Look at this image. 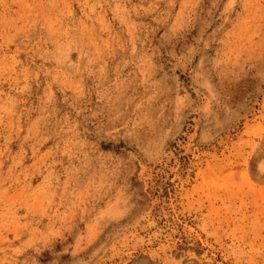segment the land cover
Segmentation results:
<instances>
[{"label":"rangeland","instance_id":"374dc122","mask_svg":"<svg viewBox=\"0 0 264 264\" xmlns=\"http://www.w3.org/2000/svg\"><path fill=\"white\" fill-rule=\"evenodd\" d=\"M0 264H264V0H0Z\"/></svg>","mask_w":264,"mask_h":264}]
</instances>
